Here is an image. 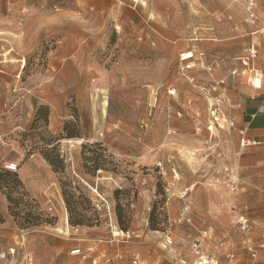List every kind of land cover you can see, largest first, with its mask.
<instances>
[{"label":"rangeland","instance_id":"374dc122","mask_svg":"<svg viewBox=\"0 0 264 264\" xmlns=\"http://www.w3.org/2000/svg\"><path fill=\"white\" fill-rule=\"evenodd\" d=\"M249 1L0 0V264H196L194 243L264 264V167L247 174L233 103L264 98Z\"/></svg>","mask_w":264,"mask_h":264},{"label":"crops","instance_id":"0c3cea01","mask_svg":"<svg viewBox=\"0 0 264 264\" xmlns=\"http://www.w3.org/2000/svg\"><path fill=\"white\" fill-rule=\"evenodd\" d=\"M258 77L259 76H256V79L258 80L257 84H251L254 89H258L260 87L261 81ZM233 103L237 107H241V115L237 120L238 129L240 131L241 129L246 131L245 137L248 140V144L257 146V152L254 150V154L251 156L252 161L246 160L244 163L247 174L251 177L264 167V98H258L252 92L244 89L241 95L233 98ZM4 119L3 121L5 122L6 127L5 130H9L10 127L12 129L13 125L7 126L9 119L7 120L6 115ZM30 164L31 161H27V163H25L19 170L25 173ZM4 203L5 199L0 192L1 209H3Z\"/></svg>","mask_w":264,"mask_h":264},{"label":"built area","instance_id":"2783aa9c","mask_svg":"<svg viewBox=\"0 0 264 264\" xmlns=\"http://www.w3.org/2000/svg\"><path fill=\"white\" fill-rule=\"evenodd\" d=\"M247 1H248V4H247L248 5V9L250 10L252 8V6H254V5H253V3L251 1H249V0H247ZM249 18H250L251 22L253 23V21H254V14L252 12H249ZM256 55H257V50L255 49V47H251V49H249L248 58H245L246 60H242L241 61V64L244 67H246V68L249 67V58L250 59H254L256 57ZM233 73H235V72H233ZM254 78H249L248 81L249 82L252 81V83L257 84L258 80L257 79H254ZM201 92H202L203 95L208 96L210 94V88L204 86L203 88H201ZM212 107H213V110H212L211 113L213 115V121L218 126V118L215 117L214 114H216V112H218L219 109L215 105H213ZM210 129H211V127H209V130ZM245 134H246V131L243 130V129H241L240 135H242L243 137L241 138L240 146H246L248 144V140L246 139ZM16 168L17 167L14 164H10V165L4 167V169L6 171H9V172L10 171H15ZM241 229L243 231L246 230V229H248L247 221H243ZM205 236H206V234L204 233L203 236H202V238L205 237ZM198 244L199 243H194L192 245L193 252H194V256L196 257V264H218V261L215 258V256H213V255L204 256L203 254H201V252L198 249ZM263 247H264V243H262L261 245L258 246V248H260V249H262ZM246 249L249 252V254L252 255V258H255L256 255H255L254 246L251 245L250 243H247ZM73 253L74 254H79L80 251L79 250H76ZM229 258L232 259L233 256L230 255ZM249 264H255V263L252 262V263H249Z\"/></svg>","mask_w":264,"mask_h":264},{"label":"trees","instance_id":"16d2710c","mask_svg":"<svg viewBox=\"0 0 264 264\" xmlns=\"http://www.w3.org/2000/svg\"><path fill=\"white\" fill-rule=\"evenodd\" d=\"M44 158L51 165V167L53 168L54 171L57 172L58 169H63L62 162L59 160V156L54 155V158L51 159L50 156L46 153L44 155ZM1 180H2V178L0 176V190H2V191L3 190H7V187H4V185L2 184ZM11 189L12 188H10L9 190H11ZM64 195H65V193H64ZM7 200H8V203H9V207L8 208L11 211V204H13L14 202L12 201V198L9 197V195L7 197ZM65 202L67 203V206H68L69 201H68V198L66 197V195H65ZM152 214H153V212H152ZM13 217H14V219L16 221H18L19 224L22 223L21 225H29L30 222H32L31 225H34L35 224L34 222L36 220V219H33L34 221H29L30 218H33L32 215H29V216H13ZM0 222H2V219H0ZM151 228L154 230L155 226L151 225Z\"/></svg>","mask_w":264,"mask_h":264},{"label":"bare ground","instance_id":"6f19581e","mask_svg":"<svg viewBox=\"0 0 264 264\" xmlns=\"http://www.w3.org/2000/svg\"><path fill=\"white\" fill-rule=\"evenodd\" d=\"M74 254V253H73Z\"/></svg>","mask_w":264,"mask_h":264}]
</instances>
